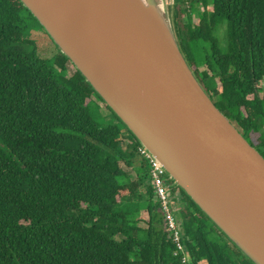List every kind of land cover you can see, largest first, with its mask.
<instances>
[{
    "label": "trees",
    "instance_id": "obj_1",
    "mask_svg": "<svg viewBox=\"0 0 264 264\" xmlns=\"http://www.w3.org/2000/svg\"><path fill=\"white\" fill-rule=\"evenodd\" d=\"M27 17L38 22L0 0V264H254L168 175L186 246L174 253L139 141L65 54L51 64L25 47ZM171 19L196 77L264 156V0H174ZM93 94L118 123L93 118Z\"/></svg>",
    "mask_w": 264,
    "mask_h": 264
},
{
    "label": "water",
    "instance_id": "obj_2",
    "mask_svg": "<svg viewBox=\"0 0 264 264\" xmlns=\"http://www.w3.org/2000/svg\"><path fill=\"white\" fill-rule=\"evenodd\" d=\"M21 2L175 184L264 264V156L194 74L165 0Z\"/></svg>",
    "mask_w": 264,
    "mask_h": 264
},
{
    "label": "rangeland",
    "instance_id": "obj_3",
    "mask_svg": "<svg viewBox=\"0 0 264 264\" xmlns=\"http://www.w3.org/2000/svg\"><path fill=\"white\" fill-rule=\"evenodd\" d=\"M167 7H169V14L171 16V6L174 0H165ZM188 4H185L187 6ZM172 21V19H171ZM173 26V22H172ZM174 29V28H173ZM42 26L33 18H26L25 29L23 31V38L27 41L25 47L29 50L35 51L38 58L53 63V58L58 54L59 48L47 34ZM204 67L199 66L198 70H202ZM75 67L70 62L68 63V75L74 71ZM194 70V68H192ZM90 114L93 118L101 125L116 124L118 123L117 118L114 114L109 111L103 102L94 94L89 97L85 102ZM126 168V167H125ZM132 177H135L133 170L127 168ZM176 198L173 199L175 211L177 212L182 207V195L178 190Z\"/></svg>",
    "mask_w": 264,
    "mask_h": 264
},
{
    "label": "built area",
    "instance_id": "obj_4",
    "mask_svg": "<svg viewBox=\"0 0 264 264\" xmlns=\"http://www.w3.org/2000/svg\"><path fill=\"white\" fill-rule=\"evenodd\" d=\"M137 151L139 156H141L149 166L150 183L153 186L155 195L160 202L166 228L175 243L174 253H183L186 246L183 241V233L175 215L173 199L176 198V195L172 196L170 193L171 184L168 174L162 163L157 160L145 146L139 144L137 146ZM182 261H186V255L182 257Z\"/></svg>",
    "mask_w": 264,
    "mask_h": 264
}]
</instances>
